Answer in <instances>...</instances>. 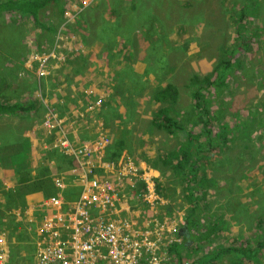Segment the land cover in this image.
<instances>
[{
	"label": "rangeland",
	"instance_id": "obj_1",
	"mask_svg": "<svg viewBox=\"0 0 264 264\" xmlns=\"http://www.w3.org/2000/svg\"><path fill=\"white\" fill-rule=\"evenodd\" d=\"M64 8L59 18L46 8L38 25L18 11L0 14V101L35 103L34 115H0V166H9L16 173L32 162L28 150L33 136L41 134L42 126L48 134L54 130H58L54 136L62 133V124L56 123L55 128L45 124L46 118L54 119L51 113L62 120L56 110L47 107L48 102L56 100L62 110H67L68 103L76 98L71 91L73 86L70 87L71 76L82 71V57L95 65L92 71L100 67L105 75L111 63L127 60L126 71L137 65L135 71H140L135 73L136 81L129 78L142 85L136 86L141 96L137 102L132 98L129 101L136 106L143 97L145 108L142 116L133 121L135 135L131 145L120 153L111 152L119 156L111 155L114 159L109 170L119 171L125 160L135 164L127 166L128 179L115 178L125 189L130 210L141 218L140 223L147 224L154 215L167 219L160 236L170 256L167 264H174L172 246L184 242L191 202L183 177L175 169L176 159L169 156L163 163L160 157L174 152L181 136L168 135L151 126L150 117L156 108L167 103V86H174L177 99L171 109L176 120L189 125L195 135L200 134L203 124L201 119L198 123L199 115L193 110L192 90H198L201 84L190 79L208 75L211 78L203 83L202 92L211 98L209 110L218 117L215 124L209 125L211 139L218 147L199 153V175L193 191L199 200L197 229L202 231L211 225L216 229L209 243H196L191 249L181 247L183 262L211 258L214 250L228 246L254 247L264 238V0H65ZM71 36L79 48L71 54L82 55L59 68L51 65L50 70L48 56L54 53L58 60L61 44L68 42V48ZM71 54L61 56L60 62L68 61ZM223 60L229 61V68L215 83L212 80ZM122 80L123 77L117 82L119 93L129 86L119 87L118 84L124 85ZM128 94L126 91L124 102ZM114 97L117 98L112 91L106 92L105 102ZM215 133L222 135L216 138ZM211 139L203 135L200 149L210 147ZM141 161L149 166L139 168ZM42 162L39 160L38 165ZM8 176L7 172L0 174V192L9 188ZM146 181L155 190L156 198L150 202L141 195L148 192ZM156 184L165 194L157 192ZM2 201L7 205L5 197ZM39 201L40 197L36 199ZM10 210L22 223L30 222L22 206L16 211L12 205ZM3 218L0 238L8 231ZM9 229L12 230L11 225ZM24 234L22 240H29L28 246L35 236L27 230ZM4 239H8L7 235ZM12 248L0 243V256L9 255ZM16 254L13 251V256ZM188 254L191 258L186 257ZM209 264H264V250L251 260L232 262L224 255Z\"/></svg>",
	"mask_w": 264,
	"mask_h": 264
},
{
	"label": "built area",
	"instance_id": "obj_2",
	"mask_svg": "<svg viewBox=\"0 0 264 264\" xmlns=\"http://www.w3.org/2000/svg\"><path fill=\"white\" fill-rule=\"evenodd\" d=\"M101 105V100L91 101L87 110ZM52 115L53 120H45L48 128L56 126ZM80 116L84 117L85 113ZM108 143L109 136L104 130L98 131L94 144L77 146L63 133L58 144L62 152L73 159L68 170L72 180L80 183L79 194L76 198H65L64 175H54L56 192L22 207L29 218V231L34 233V240L26 246L29 240L16 241L15 233L8 228L6 234L2 233L0 243L14 248L9 255L0 256V264H167L170 261L164 238L160 236L167 219L154 215L143 224L130 208L125 210L129 214L121 209L118 213L114 204L121 197L127 198L125 189L117 180L103 181L93 175L101 164L110 167L111 161H105L102 154ZM146 182L148 192L141 195L144 201L150 202L156 198L155 190ZM32 208L35 209L32 211ZM6 235L8 239H4ZM18 242L25 244L26 250ZM13 251L17 252L15 256Z\"/></svg>",
	"mask_w": 264,
	"mask_h": 264
},
{
	"label": "crops",
	"instance_id": "obj_3",
	"mask_svg": "<svg viewBox=\"0 0 264 264\" xmlns=\"http://www.w3.org/2000/svg\"><path fill=\"white\" fill-rule=\"evenodd\" d=\"M65 35V33L63 34ZM74 37L71 36V44L68 48L66 47L67 43L65 42L61 44L62 50L61 54L59 55V59L57 60L55 58V55L53 53L52 56H48L49 60V69L51 65H54V68H59L63 65H65L67 62L71 61L74 58H79L82 53H75L71 54L72 50H79L77 48L78 46H74L73 40ZM49 50V49H48ZM47 54H48V51ZM91 50V49H90ZM71 54L73 56L72 58H69L68 61L60 62L61 56L67 57ZM55 59V60H54ZM115 60V59H114ZM122 60V59H120ZM126 62H119L116 65H113L111 63L110 67H107L108 73L105 75L103 74L99 69L100 67L97 68V70H94L95 65L92 64L90 65L87 63V59L85 57H82L81 60V65L80 69L82 68V71L79 73H74V75L71 76V83L70 87L73 86L71 91L76 95V98L72 100L71 102L68 103V108L67 110H62L61 107L58 105V103L55 101H50L48 102V108L54 109L57 111L58 116L62 118L63 123V130L65 131L66 135L69 136L71 142L73 144L77 145H82V144H94L97 133L99 130H104L105 133L110 137V143L105 147L103 151V159L105 161H112L114 159L113 156L116 152H121V150H125V147L131 145L133 136L135 135L134 129H133V124H134V119L137 117L142 116V113L145 108V101L143 100L139 102L136 106H132L131 102L129 101L131 98L132 100L137 102V99L141 96L139 88L142 87V85L135 83L133 79L135 80V73L138 74L140 70L135 71L137 69V65H134V69L132 70H127L126 67L129 62L125 60ZM70 64H67L69 66ZM143 67V65H142ZM51 70V69H50ZM116 75H119V77H115ZM123 77V86L118 84L119 87H124L126 84L129 85L124 93H119L117 91V82L119 83V80ZM132 77V78H129ZM74 80V81H73ZM111 81L112 83L109 84L107 81ZM106 81V82H105ZM136 81V80H135ZM76 85V87H74ZM137 85H140L139 88H136ZM91 90V91H88ZM112 91L113 94L117 96L114 98H111L109 101L105 102L104 95L106 92ZM126 91H128L129 97L127 98L126 102H124V98L126 97ZM90 92L89 94H87ZM87 94V95H86ZM167 97V98H166ZM166 102L163 104V106H169L171 109V104H174V101L169 100L168 94L165 96ZM164 98V99H165ZM177 99V96H176ZM101 100L102 105L99 108L94 107L93 110L89 111L87 110V105L89 102ZM171 101V102H170ZM176 101V100H175ZM38 103L39 102L37 100ZM32 107L28 111H20L17 114H12L16 115L18 117L20 114L23 112H29L31 115L35 114V103L30 102L29 103ZM161 106V107H163ZM161 107L156 108L152 113L150 117V125L155 127L151 120L153 114ZM63 108V107H62ZM45 112V111H44ZM171 112L174 115V112L171 109ZM85 113L84 117H81L80 114ZM44 114V113H43ZM4 115V114H0ZM5 115H10V114H5ZM97 118V120H96ZM175 118V115H174ZM176 119V118H175ZM181 124V123H179ZM41 134L33 136V142L28 150V152L32 156V162L30 160V163L24 168V170L28 169L30 171V174L32 177L35 176L36 172L40 171V169L43 166H46L49 172L50 176V183L53 186V176L56 174L59 175H64L65 178V189H64V197L67 198L68 195L70 198L67 199H72L76 198L77 195L79 194L80 191V183L79 182H74L72 180V174L68 170L70 165H72L73 159L69 156H62L55 148L54 143H53V138L54 135L58 134V130H54L53 133L48 134L45 131V127H41ZM156 128V127H155ZM158 129V128H157ZM162 130V129H159ZM164 131V130H162ZM165 132V131H164ZM166 133V132H165ZM168 134V133H166ZM169 135V134H168ZM145 138V136H144ZM37 147V149H36ZM140 150V148H138ZM112 151H116L113 154L111 153ZM39 152V153H38ZM59 154L62 157V161H59L57 163L56 159L52 156L50 158V154L55 155ZM131 156H135L134 154H129ZM36 158V159H35ZM43 161L40 166L38 165L39 160ZM113 163V162H112ZM111 164V163H110ZM135 164L132 161L125 160L124 165L120 166V170L117 172H112L107 168V164H101V168L97 169L94 171L93 175L95 177H98L102 179L103 181H115L116 178H120L121 180H126L128 179L129 173L127 170V166ZM139 168L144 169L145 167H148L149 165L145 161H141L139 164ZM8 168L4 169L2 166H0V174L3 172L8 173V180L7 184L9 185V188L11 189L15 187L18 174L14 173V170L12 172V168L9 166H6ZM137 167V166H136ZM138 168V167H137ZM32 182V181H31ZM30 182V184H31ZM47 196L50 194H53V192H56V189L51 190V187L47 188ZM40 197V200L43 199L45 196H43L40 192H33L28 195H26V206H31L32 204L36 203V199ZM3 198H4V192H0V211H2V216H4V220L7 221V224L12 225L11 221H20L19 219H15L12 215V211L10 209H5V204H3ZM24 207L23 205H20L16 207V211L19 210V207ZM115 208L118 210H125L129 209V203H128V198L121 197L120 201L114 204ZM165 206V205H164ZM163 206V207H164ZM35 208H32V211ZM134 213V210L132 211ZM36 214V213H34ZM0 216V218L2 217ZM27 230L29 232V225L28 223H22L16 232L15 235V240L19 241V235L21 237L20 241H26L22 240L26 236L24 234V231Z\"/></svg>",
	"mask_w": 264,
	"mask_h": 264
},
{
	"label": "trees",
	"instance_id": "obj_4",
	"mask_svg": "<svg viewBox=\"0 0 264 264\" xmlns=\"http://www.w3.org/2000/svg\"><path fill=\"white\" fill-rule=\"evenodd\" d=\"M64 3L65 0H0V14L18 11L22 15L30 16L33 21L38 25L40 22V15L46 8H51L54 13V18H59L64 12ZM229 61L223 60L218 65L216 69L215 78L212 80L215 83H219L220 78L222 77L224 70L229 68ZM214 76V75H213ZM211 77L208 75L203 76L199 79V75H194L190 81L197 79V83L201 84L199 89L192 90L193 96V110L199 115L198 123L203 124L202 132L195 135L191 127L185 124H179V122L174 118L173 113L169 106H163L159 108L152 116V124L158 128L164 130L169 135L178 136L181 138V142L174 152H168V155L165 154L160 157V160L163 163H166V159L170 156L173 159H176L175 169L183 177L184 189L189 194V200L191 202V208L189 216L186 217L185 221V231L186 234H183L184 242L181 244H174L172 246V254L174 257V264H184L183 256L181 252V247H189L190 249L198 244H207L209 243L211 236L215 234V226L211 225L210 227H204L202 231L197 229L199 222L198 210H199V200L197 199L196 194L193 191V185L196 183L199 175V166L197 165L200 158H198L199 153L203 151H209L211 146L218 147L217 144H214L213 134L209 128V125L215 124V121L218 120V117L212 114L209 110V105L211 98L208 97L202 92L204 89L203 83L208 82ZM168 98L171 101L176 100L177 89L174 86H167ZM165 92V91H163ZM170 101V102H171ZM31 105H23L20 102H5L0 101V114H17L20 111H28L31 109ZM213 116V117H211ZM204 135L205 138L210 140V147L200 149L202 142L200 138ZM222 134H216L215 137H220ZM60 153V151L57 149ZM61 154V153H60ZM56 155V161H62V157L59 154ZM62 155V154H61ZM63 156V155H62ZM115 157L119 154H114ZM180 159L188 160L186 163H182ZM71 166V165H70ZM26 168V167H24ZM17 169L16 173L18 178L16 181V186L11 189H7L4 192V197L6 199L5 209H10L13 205L14 208L18 207L19 204L26 206V195L33 192H40L43 196H47V188L51 187V190L54 186L50 183V176L46 166H43L40 171L36 172L35 176L32 177L28 169L24 170ZM32 181V182H31ZM31 182V184H30ZM55 189V188H54ZM157 192L165 194L164 190L161 188L160 184H156ZM54 193V192H53ZM67 198H70L68 195ZM196 215V218H191ZM197 221V222H195ZM11 231L14 230L15 235L18 230V227L22 224L20 221H11ZM264 224V222H263ZM0 225L3 226L4 223L0 222ZM7 228H10V225H6ZM195 230V233L192 230ZM19 241L21 239L19 235ZM22 244V243H20ZM24 246V245H23ZM26 250V246L23 247ZM264 250V238L259 239L258 243L254 247H235L228 246L218 250H214L211 258L199 257L193 259L189 264H209L211 261H216L224 255L229 261H240L245 259H254L260 251ZM186 257L191 258V254H188Z\"/></svg>",
	"mask_w": 264,
	"mask_h": 264
},
{
	"label": "bare ground",
	"instance_id": "obj_5",
	"mask_svg": "<svg viewBox=\"0 0 264 264\" xmlns=\"http://www.w3.org/2000/svg\"><path fill=\"white\" fill-rule=\"evenodd\" d=\"M54 114V113H53ZM55 115V114H54ZM51 116H53L52 115V113H51ZM56 118V117H55ZM52 120H53V118H52ZM57 121H59L57 118H56V123H57ZM63 123V120H60V122L59 123H57V124H59V126L61 125ZM55 128V127H54ZM61 129V128H60ZM61 134L60 135H58V136H54V138H53V143H54V146H56V147H58L59 148V150L62 152V150H61V148L59 147V144H58V140L62 137V135H63V130L61 129ZM63 153V152H62ZM65 156H67L65 153H63ZM80 175H82V173H80Z\"/></svg>",
	"mask_w": 264,
	"mask_h": 264
}]
</instances>
